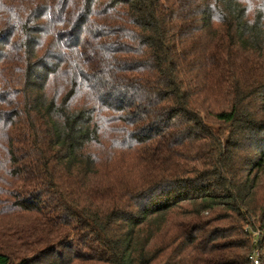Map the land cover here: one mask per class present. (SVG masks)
Instances as JSON below:
<instances>
[{
    "label": "trees",
    "instance_id": "obj_1",
    "mask_svg": "<svg viewBox=\"0 0 264 264\" xmlns=\"http://www.w3.org/2000/svg\"><path fill=\"white\" fill-rule=\"evenodd\" d=\"M264 264V0H0V264Z\"/></svg>",
    "mask_w": 264,
    "mask_h": 264
},
{
    "label": "built area",
    "instance_id": "obj_2",
    "mask_svg": "<svg viewBox=\"0 0 264 264\" xmlns=\"http://www.w3.org/2000/svg\"><path fill=\"white\" fill-rule=\"evenodd\" d=\"M252 261H253L254 264L258 263L256 257H252Z\"/></svg>",
    "mask_w": 264,
    "mask_h": 264
}]
</instances>
